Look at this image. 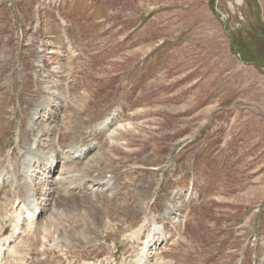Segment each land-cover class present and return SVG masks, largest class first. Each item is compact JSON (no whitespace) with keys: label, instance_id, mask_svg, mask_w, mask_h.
I'll return each mask as SVG.
<instances>
[{"label":"rangeland","instance_id":"rangeland-1","mask_svg":"<svg viewBox=\"0 0 264 264\" xmlns=\"http://www.w3.org/2000/svg\"><path fill=\"white\" fill-rule=\"evenodd\" d=\"M0 243L264 264V0H0Z\"/></svg>","mask_w":264,"mask_h":264},{"label":"bare ground","instance_id":"bare-ground-1","mask_svg":"<svg viewBox=\"0 0 264 264\" xmlns=\"http://www.w3.org/2000/svg\"><path fill=\"white\" fill-rule=\"evenodd\" d=\"M32 156V155H31ZM49 162H51L50 160H49ZM27 183V182H26ZM28 186H29V184L27 183V184H25L24 185V187H27V190L29 191V193L32 191V189L31 188H28ZM70 189V188H69ZM29 193L27 194V195H29ZM25 202H22L23 203V206H27V210H29V211H26L27 213H28V215H29V217H30V220H31V223L30 224H32L34 221H35V218H36V215H37V212H38V210L37 209H33L32 208V205H33V200H32V198H29V199H26V200H24ZM20 219H21V214H19V216H18V221L14 224L15 225V227H14V229H15V232L16 231H18V229H19V225H20ZM151 218L147 215L146 216V218H145V221H149ZM153 222V221H152ZM142 228H143V226L141 227V229H139V230H141L142 231ZM10 237H12V236H10ZM9 240V238L8 239H6L5 241H8ZM3 244L2 243H0V246H2ZM3 252V249L2 248H0V255H1V253ZM128 264H133V259L132 260H130V262L128 263ZM134 264H141V257L140 256H138L137 258H136V260L134 261Z\"/></svg>","mask_w":264,"mask_h":264}]
</instances>
